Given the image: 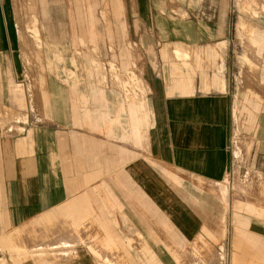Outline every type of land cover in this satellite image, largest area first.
Instances as JSON below:
<instances>
[{
  "label": "crops",
  "instance_id": "obj_1",
  "mask_svg": "<svg viewBox=\"0 0 264 264\" xmlns=\"http://www.w3.org/2000/svg\"><path fill=\"white\" fill-rule=\"evenodd\" d=\"M263 2L113 0L122 41L147 46L143 94L131 95L67 78L28 93L19 59L31 64L42 44L27 27L54 35L43 57L72 58L68 41L97 49L96 2L0 0V105L19 128L2 139L5 163L0 145V264H163L146 257L158 248L150 227L170 233L167 264H192L196 251L205 264H264ZM27 4L32 25L20 21ZM66 13L79 32L65 34ZM26 249L43 257L20 263ZM120 249L138 257L115 258Z\"/></svg>",
  "mask_w": 264,
  "mask_h": 264
},
{
  "label": "rangeland",
  "instance_id": "obj_2",
  "mask_svg": "<svg viewBox=\"0 0 264 264\" xmlns=\"http://www.w3.org/2000/svg\"><path fill=\"white\" fill-rule=\"evenodd\" d=\"M18 1V0H17ZM63 1V7H66V11L68 10V7L65 6L66 4ZM66 1V0H65ZM113 0H94L96 2V13H97V31H98V46L97 49L91 48L90 44H94L93 41H74V42H66L64 44L68 45L69 47V53L74 54L72 58L67 57H43L46 53H52L49 51V47H47L45 44H48L50 42H45V39H48L50 37H53L54 35L50 34L47 29H44L41 25V30L37 32L33 28L32 22L29 24V16L31 13V8L27 4L26 6L28 9V17H26L25 12H21V19L20 21L24 24L27 23L29 25H32V27H27V29L31 32L30 33L35 36L37 40H34L31 42L32 45L34 43L42 44V47L40 48V51L38 53H34L35 56L31 58V64L29 63L28 59H24L23 57L19 59L18 63V77L19 82L24 84V87L29 88L28 93H32L31 91L35 89V87H42L43 83L46 79L51 78L52 80H60L65 82L66 78L68 81L70 80H76V81H97L99 84H106L111 83L112 85L121 86L123 83L129 85L131 87L130 94L132 95V87H138L140 88V92L143 94L142 89V76L140 74V71L137 68L136 60L139 58L140 55V48H147L146 43H142V47L139 46L138 43L133 42L130 40V42H123L122 41V23L121 18L114 13V4H112ZM264 1V0H262ZM83 2L86 5H89L90 2L93 4V0H83ZM20 3V0H19ZM111 3V7H110ZM264 3V2H263ZM20 5V4H19ZM21 9L26 8L23 4V7L21 5ZM110 8V10H109ZM27 9V8H26ZM264 11V10H263ZM88 12V9H87ZM111 12H113V16L111 15ZM262 12V11H259ZM259 15V14H258ZM68 13H66V17H63L61 15V20L63 21L62 24H65L66 33L69 34V30H71L72 34L79 32V29L83 28L78 26V23H73V25L70 26V23L68 22ZM31 21V20H30ZM36 25H38L36 23ZM36 27V26H35ZM26 28V27H25ZM38 29V28H37ZM59 33V31H58ZM52 35V36H51ZM23 37V35H22ZM58 44V45H57ZM54 43V47L59 46V43ZM150 46V44H149ZM26 46L23 43V49H26ZM43 48L44 51H41ZM150 49L154 48L153 46L149 47ZM156 48V47H155ZM51 50L53 47L50 48ZM129 50V56H130V62H127V51ZM111 63V64H110ZM142 67L144 66V63H141ZM28 66V67H27ZM27 67V68H26ZM67 68H73L75 73H71L69 69ZM143 69V68H142ZM67 71V73L65 72ZM21 72V74H20ZM5 89V86H4ZM2 99L4 97L1 96L0 92V102L2 103ZM5 105L7 103L5 102ZM5 105H0V145L2 146L3 151V163H5L8 160V147L6 148L3 146L2 139H4V136H8V132L11 130H19L18 127L13 126L12 122H10L11 113ZM2 106V107H1ZM4 106V107H3ZM42 108V106H40ZM8 112V113H7ZM18 117V116H17ZM15 118V117H14ZM19 119V117L17 118ZM22 119V118H20ZM238 123V122H237ZM12 124V125H11ZM239 124V123H238ZM239 126L244 130L243 123H240ZM239 127V128H240ZM237 129V128H236ZM242 133H233L232 134V142L233 146L237 147L238 150L247 151L248 143L242 141L241 137ZM247 157V156H246ZM242 160V159H241ZM240 160V161H241ZM145 229H147L145 227ZM167 228H159L156 229V227H150L151 233H148V238L150 239L151 243L158 246L157 250L151 251L147 250L146 257L147 259H150V257L157 258V262H161L163 264L168 263L169 258V241H170V233L166 231ZM13 233V239L17 241L18 244L25 243L26 240V230L21 229L20 231H16L12 229V227H4L2 222V233ZM41 241H38L34 244H31L30 246H35L40 243ZM131 246V244H129ZM25 247L26 245L23 244ZM27 250V249H26ZM8 251L2 250L3 257ZM175 252V250H174ZM36 253H39L35 255ZM114 257L115 258H133L138 257L137 250L133 249H126V250H114ZM200 255L198 254V251L195 252L194 256L195 259L192 262V264H205L206 258L203 257V251H200ZM32 252L27 250L25 254H23L22 259L19 260L20 263L25 262V259L34 257L37 258L38 261L43 257L41 254V251ZM179 260L181 262L185 263L186 259V253L182 255H178ZM129 259V263H132V260ZM180 262V263H181Z\"/></svg>",
  "mask_w": 264,
  "mask_h": 264
}]
</instances>
